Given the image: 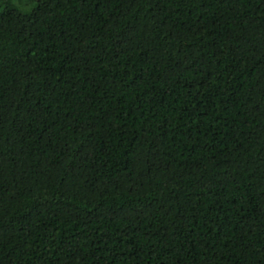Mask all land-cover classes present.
<instances>
[{
	"label": "trees",
	"instance_id": "obj_1",
	"mask_svg": "<svg viewBox=\"0 0 264 264\" xmlns=\"http://www.w3.org/2000/svg\"><path fill=\"white\" fill-rule=\"evenodd\" d=\"M0 264H264V0H0Z\"/></svg>",
	"mask_w": 264,
	"mask_h": 264
}]
</instances>
